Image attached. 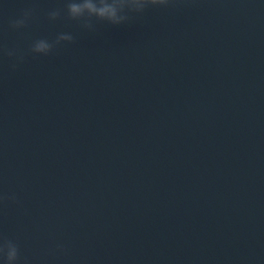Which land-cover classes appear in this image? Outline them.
I'll return each mask as SVG.
<instances>
[{"label":"water","instance_id":"obj_1","mask_svg":"<svg viewBox=\"0 0 264 264\" xmlns=\"http://www.w3.org/2000/svg\"><path fill=\"white\" fill-rule=\"evenodd\" d=\"M67 2L0 0V244L16 264H264V0H125L118 23Z\"/></svg>","mask_w":264,"mask_h":264},{"label":"clouds","instance_id":"obj_2","mask_svg":"<svg viewBox=\"0 0 264 264\" xmlns=\"http://www.w3.org/2000/svg\"><path fill=\"white\" fill-rule=\"evenodd\" d=\"M136 3L141 5L139 9V13L144 12L148 7H167L172 0H135ZM125 6V0H68L66 4V12L67 17L73 21H81L84 19H90L91 14H96L100 18H108L113 22L118 23L119 21L115 20L116 10L122 9ZM62 10H56L51 12L50 14L54 15L57 18L60 17ZM85 13L89 14L87 17L84 15ZM79 14V15H77ZM31 13L26 11L23 14L21 19H18L12 23V27L14 29H20L26 26L27 21L30 17ZM63 39L67 40L69 43L73 41L72 35L64 36ZM36 47H31V53L35 54L36 52H43V56L49 55L54 47L58 44V40L56 39L54 42H49L47 40L41 39L35 42ZM9 57L16 55L13 51H8L6 53ZM21 60L22 56L19 57ZM8 197H0V199H7ZM14 245L15 251L13 253L15 259L14 264H16L18 260V248L17 246L9 240H5L2 244H0V249L6 246ZM0 257H3L5 260V264H10L9 258L5 257L0 253Z\"/></svg>","mask_w":264,"mask_h":264}]
</instances>
